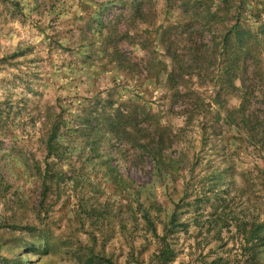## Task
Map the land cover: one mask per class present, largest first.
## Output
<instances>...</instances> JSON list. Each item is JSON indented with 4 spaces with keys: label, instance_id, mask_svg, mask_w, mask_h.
<instances>
[{
    "label": "rangeland",
    "instance_id": "374dc122",
    "mask_svg": "<svg viewBox=\"0 0 264 264\" xmlns=\"http://www.w3.org/2000/svg\"><path fill=\"white\" fill-rule=\"evenodd\" d=\"M227 5L0 0V264H159L161 240L144 209L162 236L172 202L186 192L169 238L170 264L247 260L238 225L249 231L264 222V160L225 124V110L206 108L217 92L208 67L228 32L231 43L260 40L255 61H247L260 70L250 76L257 87L247 95L262 107L256 101L264 92V0ZM194 48L206 77L190 68L188 94L178 98L166 81L168 56L177 53L189 68ZM230 96L223 94L224 106L237 107ZM128 109L162 126L166 158L180 156L194 172L161 175L142 151L96 126ZM216 119L217 135L204 140V124ZM222 171L212 193L203 182L208 196L200 197L197 182ZM256 251L264 261V244Z\"/></svg>",
    "mask_w": 264,
    "mask_h": 264
},
{
    "label": "trees",
    "instance_id": "16d2710c",
    "mask_svg": "<svg viewBox=\"0 0 264 264\" xmlns=\"http://www.w3.org/2000/svg\"><path fill=\"white\" fill-rule=\"evenodd\" d=\"M232 1L233 0H220V2L226 6H228L227 4H232ZM229 11L230 10H228V13ZM237 34L238 32H236V35ZM246 36L248 37L249 35L247 34ZM219 42L220 43L216 47L212 48L215 49L220 46L221 51L214 50L212 52L210 65L208 67V69L212 68L214 70V76L210 80L212 81V86L217 92L214 97L210 99L211 101L206 105V108L209 109L210 112L213 111L211 110L213 106H220L225 110V124L229 127L235 128L240 135L243 136V140L247 147H253L256 152V158L264 160V92L260 93V96H258L256 101L257 103H260L261 101V108L253 106L252 102H254V100L252 99H256V96L250 98L247 95L249 94V88L257 87L256 80L250 79V76L253 74L257 76L260 70H255V68L251 70V64H247V61H255V58L251 55H253L254 51L259 47L260 40H253L251 37L245 40L238 38L234 43H231V33L228 32L223 40ZM169 55L170 56L168 57L171 59L172 69L167 73L166 81L168 87L170 91L175 92L178 98H185L188 94V90H184L186 89L185 79L189 75L188 70L190 71V68L195 67L200 70L201 75L204 76V73L202 72L204 71V61L199 55L198 48H194V52L192 53L193 57L190 58V63L188 65L189 68L180 65L182 60L181 56L177 55V53ZM260 84H263V78L261 79ZM181 89H183L184 92ZM235 92H237L236 97H234ZM225 93L230 94V98L238 99L240 104L237 107L224 106L221 99ZM203 103L205 105V102ZM136 112L137 109H128L124 113L118 112L114 117H109L107 115L96 123V126L98 127L100 124L105 125V128L102 130L103 132L112 135L115 140L123 139V141L125 140V142L130 144L133 148L142 151L153 163L154 170L161 175H179L178 173L180 171L182 175L193 173L194 169H187V166H184L186 162L180 156L174 159L166 158L165 153L168 148L166 146L167 142L163 127L159 125L157 128H154V126L149 124L146 120L147 115H144L143 119ZM187 113L192 114L193 111L184 112V114ZM217 115L220 117V114ZM192 120L193 119L190 117L188 125L191 124ZM203 127L202 137L204 140H207L210 135H217V132L220 129L219 119H216L215 122L209 125L204 124ZM56 135L57 129L54 128L52 136L55 138ZM54 138H52V140ZM228 169H230V167ZM223 173L224 171L214 172L209 178L208 176H205L198 181L195 186L197 189L196 193L199 194L200 192V197L207 199L206 197L208 195L205 192L206 186L203 182H208L209 188H207V191L210 190L212 193L219 177ZM242 175L243 178H245V174L243 173ZM187 195L188 192H186L184 196L187 197ZM184 196L179 202H172V212L162 221V236L158 235V226L151 215L150 208L144 209L145 222L153 229L154 235H156V237L158 236L161 240V248L158 256L159 264H170L173 262L175 252L169 238L177 225L178 209L180 202L182 203L184 201ZM197 200L198 202L201 201L199 197H196L195 202ZM225 213L231 212H227L226 210ZM238 228L243 234L244 243H246L244 250L249 253L247 260L244 261L243 264H264V261H261L259 258L260 253L256 251L257 246L264 244V222H254L253 225L250 226L249 231L247 230V224L243 222L238 225ZM249 244L251 245L249 246ZM222 262L223 259L220 258L213 264H222ZM108 263L111 264V262Z\"/></svg>",
    "mask_w": 264,
    "mask_h": 264
}]
</instances>
